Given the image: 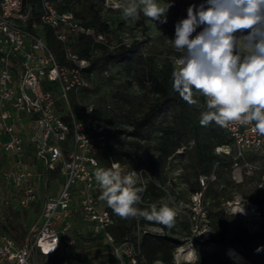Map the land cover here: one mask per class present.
Here are the masks:
<instances>
[{"label": "built area", "instance_id": "built-area-1", "mask_svg": "<svg viewBox=\"0 0 264 264\" xmlns=\"http://www.w3.org/2000/svg\"><path fill=\"white\" fill-rule=\"evenodd\" d=\"M45 26L62 42L65 58L72 65L60 64L49 50L42 30ZM79 34L107 44L102 34L84 26L71 11L58 12L50 0H39V5L0 0V181L5 189H12L0 196V216L11 202L20 208L36 202L37 180L43 175L62 177L58 194L42 202L38 224L24 246L0 229V264H37L38 254L74 256L77 235L100 236L117 264L115 255L124 258L123 264H136L142 231L149 232L142 229L139 219L133 225L132 239L116 242L109 231L113 219L93 176L100 167L94 134L105 126L93 121L92 105L84 106V118L79 119L68 102L69 91L90 86L82 71L87 62L79 60L70 47ZM223 129L229 144L216 147L215 152L228 158L229 180L240 185L253 178V189L264 193V137L251 125L232 123ZM27 150L32 164L26 159ZM39 166L44 167L41 172ZM218 167L216 162L210 173L199 176V191L190 194L187 221L193 237L209 239L212 234L208 218L212 200L205 192L216 180ZM137 182L145 185L141 179ZM240 200V205L227 201L223 208L240 217L250 232L259 230L264 221L261 210L242 196ZM74 217L80 223L79 230L71 226V221L76 222Z\"/></svg>", "mask_w": 264, "mask_h": 264}, {"label": "trees", "instance_id": "trees-1", "mask_svg": "<svg viewBox=\"0 0 264 264\" xmlns=\"http://www.w3.org/2000/svg\"><path fill=\"white\" fill-rule=\"evenodd\" d=\"M50 1L58 12L71 11L84 26L94 29L95 34H102L107 41V44L98 43L93 36L79 34L70 45L72 53L79 60L87 62L82 71L90 81V86L80 92L71 90L68 102L79 119L84 118V106L92 105L93 121L105 126L101 132L94 134L95 157L99 166L111 168V164L118 163L128 172L139 174L141 181L148 180L145 185L141 182L136 185L145 188L141 194L143 203L139 207L146 208L165 195V182L157 183V179L169 167L173 157L180 158L183 181L190 194L199 191L198 177L210 173L215 163L219 162L217 178L208 184L205 192L212 200L208 210L212 235L201 243L202 246L212 243L215 250L197 248L194 264H229V259L223 255L228 249L236 251L250 264H264L260 256L264 251V247H261L264 246V222L259 230L250 232L240 217L227 213L220 204V198H231L230 190L237 189L242 197L256 204L264 216V193L252 190L253 178L246 179L240 185H234L229 180V160L215 152L216 147L229 144V140L223 127L215 122L208 126L200 125V113L205 110L203 97H200L201 106H189L173 91L174 65L170 57L162 56L161 50L154 47L144 50L138 40L129 44L120 41L110 48L112 30L104 19L103 0ZM25 3L39 5V0H25ZM144 19L145 16L141 14L137 24L143 26ZM42 30L47 47L57 61L72 65L66 60L64 46L54 31L48 26ZM112 64L124 65L128 78L113 85L108 95H103L98 87H91L92 76L101 74ZM133 85L139 93L129 91ZM57 108L62 110L60 103ZM63 119L70 124L67 115ZM103 202L113 219L109 231L116 242L133 238V225L137 219L141 225L162 229L161 233L145 232L141 235L136 264H175L173 254L182 242L173 235L172 228L143 218L122 219ZM31 206L40 210L41 204L37 207L33 202L26 208L8 205L2 209L0 229L19 246H24L33 233L34 226L32 228L27 219L28 208ZM93 240L102 243L100 236H87L81 239V244L76 242L72 251L78 245L86 249L89 241ZM258 247L259 252L256 251ZM50 256H54L52 264H66L64 259L68 257L57 252L49 256L38 254L37 259L46 262V257ZM93 264L103 263L98 261Z\"/></svg>", "mask_w": 264, "mask_h": 264}, {"label": "clouds", "instance_id": "clouds-1", "mask_svg": "<svg viewBox=\"0 0 264 264\" xmlns=\"http://www.w3.org/2000/svg\"><path fill=\"white\" fill-rule=\"evenodd\" d=\"M172 6L164 0H127L121 15L125 21H137L142 14L163 24ZM171 42L181 53L170 57L172 89L189 106L199 103L196 95L204 98L200 125H251L264 137V0L192 4L186 18L176 22ZM135 175V171L122 174L117 165L96 168L93 176L100 199L122 219L143 218L172 228L174 208L167 204L139 207L145 188L136 186ZM115 256L123 264V258Z\"/></svg>", "mask_w": 264, "mask_h": 264}, {"label": "rangeland", "instance_id": "rangeland-1", "mask_svg": "<svg viewBox=\"0 0 264 264\" xmlns=\"http://www.w3.org/2000/svg\"><path fill=\"white\" fill-rule=\"evenodd\" d=\"M127 2V0H103L104 7V19L108 22L112 34L110 48H113L119 42L131 43L133 40L141 41L142 48L145 50L149 47H154L162 51V56H180V52L174 49L171 39H174L175 34V24L178 20L186 18L187 8L192 5H199L202 0H164L165 3H172L173 6L167 12V23H160L159 21H151L150 18L145 17L143 26L138 25L137 21L128 20L125 21L121 15V7ZM158 2L163 3V0H158ZM106 9L116 10V12L107 11ZM128 78L126 69L122 64H112L107 67V69L101 74H93L91 87H98L99 91L103 95H108L111 92L113 85L123 82ZM82 89H79L80 92ZM129 91L133 93H139L138 88L133 85L129 88ZM70 97V91L67 94ZM201 96L196 95L195 99L199 101L198 105L201 106L202 100ZM128 140V139H127ZM30 149V147H29ZM178 152H182L179 150ZM29 154V155H28ZM27 161L32 164L31 153L27 150ZM34 164V163H33ZM44 169L43 166H39L37 170L41 172ZM122 174H127L129 170H126L124 166H119ZM136 181H139L138 176L133 177ZM148 180H143L144 184ZM164 181V186H166L165 195L157 200L154 204L157 206H162L167 204L176 211L174 226L172 227L173 235L178 238L182 245L178 247L173 254V259L175 264H194L197 254L196 249L202 248L206 251H213L215 247L212 243L202 246L201 243L206 242L207 236L193 237L188 232V203L190 198V193L188 191L187 185L183 181V170L180 167V158L178 156L171 159L169 167L160 175V179H157V183ZM62 184V177L58 174L49 177L48 175H43L37 180V201L35 202L37 207L42 204V202L49 196H56L60 190ZM253 190V185L251 186ZM229 199L220 198V204L222 207L225 206L226 202L231 201L232 203L237 202L238 205L241 204V194L238 193L237 189L230 190ZM12 189H5L0 181V196L5 195V193L10 194ZM10 206H16L14 202L9 204ZM6 206H4L5 208ZM40 210H35V207L31 206L28 208L27 219L28 224L31 227L36 226L39 220ZM76 222L71 221L72 228L79 230L80 223L77 218L74 217ZM264 221H262L263 223ZM34 224V225H33ZM142 229L147 230L151 233H161L162 229L159 227H152L149 225H142ZM210 230V229H209ZM143 234V231H142ZM212 235V234H211ZM210 235V236H211ZM87 237L86 235H77L76 242L81 244V239ZM77 248L74 250L76 256H68L65 258L66 264H93L98 261L106 264H117L114 258L107 252L106 247L99 240L89 241L86 245V249ZM224 258L227 259L226 251H224ZM261 261L264 263V251L260 254ZM54 256L46 257V262L37 261V264H52L54 261ZM124 259V258H123ZM228 260V259H227ZM229 264H234L229 261Z\"/></svg>", "mask_w": 264, "mask_h": 264}, {"label": "bare ground", "instance_id": "bare-ground-1", "mask_svg": "<svg viewBox=\"0 0 264 264\" xmlns=\"http://www.w3.org/2000/svg\"><path fill=\"white\" fill-rule=\"evenodd\" d=\"M227 258L234 264H250L247 260L242 258L236 251L228 249L226 251Z\"/></svg>", "mask_w": 264, "mask_h": 264}]
</instances>
